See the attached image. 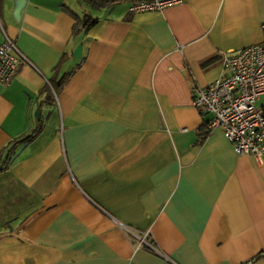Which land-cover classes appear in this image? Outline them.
<instances>
[{
  "label": "crops",
  "instance_id": "obj_1",
  "mask_svg": "<svg viewBox=\"0 0 264 264\" xmlns=\"http://www.w3.org/2000/svg\"><path fill=\"white\" fill-rule=\"evenodd\" d=\"M133 1L0 0L29 62L0 83V264H264V163L190 94L262 40L264 0Z\"/></svg>",
  "mask_w": 264,
  "mask_h": 264
},
{
  "label": "built area",
  "instance_id": "obj_2",
  "mask_svg": "<svg viewBox=\"0 0 264 264\" xmlns=\"http://www.w3.org/2000/svg\"><path fill=\"white\" fill-rule=\"evenodd\" d=\"M182 1L134 0L129 12L162 10ZM23 63L29 62L0 22V83L7 85ZM221 67L223 73L214 82L204 87H191V105L207 116L204 122L207 135L220 130L236 154L250 155L257 163L263 164L264 36L258 43L222 56ZM143 242L142 239L140 243Z\"/></svg>",
  "mask_w": 264,
  "mask_h": 264
},
{
  "label": "trees",
  "instance_id": "obj_3",
  "mask_svg": "<svg viewBox=\"0 0 264 264\" xmlns=\"http://www.w3.org/2000/svg\"><path fill=\"white\" fill-rule=\"evenodd\" d=\"M111 1H113V2H119V1H117V0H111ZM63 81H64V79L62 78L60 81H58L57 84H53L52 88H53V91H54L55 93L58 92V90H59V88L61 87ZM39 131H40V127H38L34 132H32V134H31L29 137H26V138L24 139V141L29 142L33 137H35V136L38 134ZM11 148H12V147H9V148L7 147V148H6V152H7V154H6L5 158L3 159V161L0 162V169H5V168H7L8 165L12 162V159H10V156H9V155H10L9 151L11 150ZM8 153H9V154H8Z\"/></svg>",
  "mask_w": 264,
  "mask_h": 264
}]
</instances>
